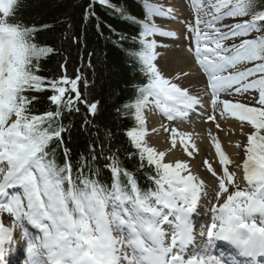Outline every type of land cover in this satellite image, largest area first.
I'll return each instance as SVG.
<instances>
[{"label":"snow or ice","instance_id":"snow-or-ice-1","mask_svg":"<svg viewBox=\"0 0 264 264\" xmlns=\"http://www.w3.org/2000/svg\"><path fill=\"white\" fill-rule=\"evenodd\" d=\"M94 2L113 7L110 0ZM142 2L143 19L120 10L138 26L132 40L139 49L129 55L146 79L135 87L134 99L117 109L135 121L125 133L134 149L125 150V158L139 161L133 172L123 166L120 149L106 150L101 141L97 152L96 139L73 163L64 114H79L83 105L79 131L91 136L97 126L88 117L99 114L100 101L81 92L80 82L87 87V81L79 69L75 78L38 74L41 58L56 49L36 43L35 34L52 26L8 23L19 0H0V264H17L11 259L17 251L22 264H256L264 257V6L255 0H190L194 21H180L185 31L178 34L156 23L157 17L175 19L172 8ZM83 11L95 16L92 4ZM61 23L71 31V19ZM157 37L171 40L172 50L181 53L175 74L158 67L157 49H170ZM71 39L80 42L78 35ZM127 39L122 35L120 42ZM93 55L88 53L89 67ZM192 80L199 91L185 86ZM44 92H51L47 102L55 110L34 111ZM251 93L253 103L245 102ZM205 102L212 113L206 120L216 129L224 131L219 120L231 118L237 123L229 131L246 137L235 141L236 156H243L236 163L209 129L218 168L208 159L202 164L211 183L189 159L166 160L177 147L195 158L194 134L170 125ZM152 113L169 122L151 129L168 133L164 150L146 139ZM105 135L110 140L112 133ZM145 168L146 188L137 179ZM104 172H110V183Z\"/></svg>","mask_w":264,"mask_h":264},{"label":"trees","instance_id":"trees-1","mask_svg":"<svg viewBox=\"0 0 264 264\" xmlns=\"http://www.w3.org/2000/svg\"><path fill=\"white\" fill-rule=\"evenodd\" d=\"M110 3L112 6L121 5L126 13L142 19V10L135 0H110ZM90 4L93 5L95 16L85 17L83 10ZM255 4L258 7L264 6V0H255ZM65 19L73 21L70 32L66 31L67 25L61 23ZM7 22L35 25L38 28L51 25L52 27L35 34L36 43L56 49L54 53L41 58L38 74L48 78L67 74L69 78H75L79 69V74L87 81V87L83 80L80 82L81 92L100 101L99 114L95 118L88 117L97 126L91 128V136L79 131L86 115L83 105H79V114H64L63 123L72 130V139L68 146L72 148L73 163L79 161L81 153L87 154L91 140L96 139L97 152L100 151L101 141L104 142L106 150L108 147H111L113 152L120 149L119 156L123 166L136 172L139 161L125 158V150L134 151L125 133L127 129L135 126V121L130 115L118 114L117 109L134 99L137 85L146 83L140 71V64L129 55L131 50L139 49V44L133 43L132 40L139 31L138 26L133 27L128 23L120 15V11L101 6L94 0H19ZM73 35L80 37L78 45L72 41ZM122 35L128 39L120 42ZM88 53H94L91 57L92 67L88 66ZM50 94L51 92L40 93L41 103L34 104L33 110H55L47 102V96ZM107 132L112 133L110 140L106 138ZM65 140L68 141L67 133ZM105 154L107 155V151ZM58 162L62 163L59 155ZM148 171L145 168L137 172L141 187L149 186L145 175ZM102 175L110 183V172H104Z\"/></svg>","mask_w":264,"mask_h":264},{"label":"bare ground","instance_id":"bare-ground-1","mask_svg":"<svg viewBox=\"0 0 264 264\" xmlns=\"http://www.w3.org/2000/svg\"><path fill=\"white\" fill-rule=\"evenodd\" d=\"M119 6L121 7V5H115L112 8L115 11L119 12L120 11ZM172 30H173V28H172ZM167 55H170L167 57V59H173L174 64H175V66L173 64L172 66H169L168 68H164L168 74H171L172 72H174L175 69L182 66L179 59H178L179 56L181 55V53L176 52V51H172V52L168 53ZM165 60H163V63L165 62ZM185 86L192 87L194 89V91L199 90L201 88V85L199 83H196L195 80H192L191 83L186 81ZM209 111H210V104L205 102V105L203 108H197L194 112H190L188 118L183 119V120L173 121L174 126L180 131H187V132H191L194 134L193 138L196 142L197 148L199 149L198 153L200 156H201V152H202V146H204V147H208V149H209L208 152H209L210 156L213 157L212 159H216L215 158V150L211 145L210 139L208 138V131H209V129H211L213 134L217 135L220 138L222 145L224 146L225 150L230 155V157L234 161H236V163H240V162H237V159L240 157L236 156L237 149L234 146L235 141L240 140L239 138H235V135L239 134V131H238V129L231 131V132L229 131V129H232L233 126L237 122L231 118H228L225 120H219L218 119L219 122L221 123V128L227 129V130H224L220 136L217 133V129L215 128V125L206 120V116L209 115ZM197 112H199L201 114V116L200 115L196 116ZM203 115H205V116L202 117ZM198 117L201 118L200 121H199V119H196ZM152 122H153V125L149 128V135L146 137L148 143L151 146L157 147L159 150H164L166 147H170L169 143L166 144V136H165V133L163 131H160L159 133H152L151 132V129L153 127H157V128L159 127V124L162 122V119L160 117L154 115L152 117ZM180 149L181 148L177 147L175 150H173L171 153H169V155L166 157V160H173L174 161L175 159H189L190 163L194 167V164H193L194 162H191V158L179 156L180 155L179 154ZM194 170L198 172V170H196V167H194Z\"/></svg>","mask_w":264,"mask_h":264},{"label":"rangeland","instance_id":"rangeland-1","mask_svg":"<svg viewBox=\"0 0 264 264\" xmlns=\"http://www.w3.org/2000/svg\"><path fill=\"white\" fill-rule=\"evenodd\" d=\"M0 17H2V15L0 14ZM185 27V26H184ZM230 42V41H229ZM163 51V52H162ZM158 52H161L160 53V55L157 57V64H158V66H159V64H161L162 66L164 65L165 67H169V66H172L173 64H174V62L171 60V59H167V57H168V55L166 56L165 55V50L164 49H160V50H158ZM170 56V55H169ZM163 57H164V59H166L165 61H166V63L164 64L163 63ZM174 66H175V64H174ZM164 67V68H165ZM256 94L255 93H252V96H251V98L249 99V102L250 103H253V96H255ZM247 100V99H246ZM149 121V120H148ZM224 130H227L226 128H223ZM218 134L219 135H221L222 133H223V131H221V130H219L218 129ZM235 138H239L240 140H244L245 142H246V137H241V135L240 134H236L235 135ZM185 155V154H184ZM194 156L197 158V159H199V157H198V155L196 154H194ZM202 156H203V159H202V161L204 160V159H208L210 162H213V166L214 167H217L218 168V162H217V164H215V162L214 161H212L210 158H209V155H208V152H207V150L205 149V148H202ZM242 159H243V157H242ZM202 161L200 162V159H199V163L198 164H196V167H197V169H198V173L202 176V178L203 179H205V181L206 182H208V183H211V181H212V177L210 176V174L209 173H207L206 172V170H205V168L203 167V164H202ZM233 167V166H232Z\"/></svg>","mask_w":264,"mask_h":264}]
</instances>
